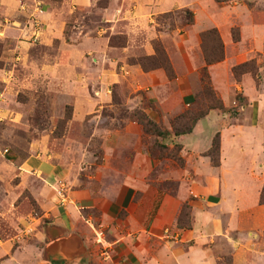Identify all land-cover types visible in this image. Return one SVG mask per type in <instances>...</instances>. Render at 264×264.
Returning <instances> with one entry per match:
<instances>
[{
	"label": "crops",
	"instance_id": "crops-1",
	"mask_svg": "<svg viewBox=\"0 0 264 264\" xmlns=\"http://www.w3.org/2000/svg\"><path fill=\"white\" fill-rule=\"evenodd\" d=\"M25 2L0 0V41L9 37L14 45L27 44L19 38L29 29L17 27L14 20V15L24 12ZM65 2L69 11L74 8L73 3L89 5L88 0ZM43 4L40 39L45 44L55 38L62 41L63 22L61 25L54 20L56 9L51 4ZM146 8L140 6L141 14L156 13V8ZM200 27L197 24L192 27L196 39L203 29ZM254 27L253 23L242 27L238 40L232 41L226 34L224 58L208 65L211 83L226 108L236 102L235 94L241 95L237 116L211 109L197 120L191 132L165 140L158 138L168 148L174 142L180 144L178 156L183 160L182 165H175L167 154L150 155L142 126L134 120L121 122L120 119H116L117 128L108 129L103 135L102 162L95 173L86 172L82 177L73 170V165L52 164L49 156L41 154H31L20 162L17 168L37 180L38 186H32L30 191L40 208V216L34 220L43 226L36 232L35 242L23 248H12L10 240L0 241V264H214L213 248L220 239L228 243L235 260L239 250H243L232 236L242 229L240 216L264 209L258 202L264 182V75L256 85L248 72L240 74L239 80L232 72L234 65L250 58L245 46L248 35L255 37ZM67 48L70 55L74 52L84 56L88 48L94 51L91 83L96 85L98 97L86 101L89 105L110 102L109 84L126 81L136 88L133 87V92L146 89V97L155 107L136 106L157 122L162 119L165 124L167 115L181 112L192 102L191 79L180 70L176 69L177 77L170 82L160 71L144 72L135 64H118L120 57L113 55L116 47L108 45V38L100 32L90 43L84 39ZM185 53L189 55V52H183L186 59ZM189 59L186 67L191 73L205 64L201 55L194 61L189 55ZM172 62L175 65L174 59ZM80 64H83L81 59ZM9 67L6 62L0 66L3 87L15 80L9 76ZM42 71L39 67V74ZM139 76H144L145 81H138ZM162 84L169 87L158 89ZM82 110L75 108V113L79 116ZM216 133L219 163L212 165L205 152ZM4 157L0 154V161ZM64 179L69 188L61 204L56 188L65 183ZM184 203L190 206V228L177 224ZM93 228L103 230L109 245L107 256L95 242Z\"/></svg>",
	"mask_w": 264,
	"mask_h": 264
},
{
	"label": "rangeland",
	"instance_id": "rangeland-1",
	"mask_svg": "<svg viewBox=\"0 0 264 264\" xmlns=\"http://www.w3.org/2000/svg\"><path fill=\"white\" fill-rule=\"evenodd\" d=\"M25 1L22 3L24 12L14 15V20L18 22L17 27L29 29L19 38L27 44L14 45L9 37L0 41V66L5 62L9 64V76L15 78L6 87L0 84V154L5 156V160L0 161V241L10 240L12 248L33 244L36 232L43 226L34 220L40 216V208L30 191L32 186H38L37 180L29 172L17 168L20 162L31 154H41L49 156L52 164L73 165V170L82 177L86 172L95 173L97 165L102 162L105 132L117 128L118 119L121 122L134 119L132 111L141 109L136 105L155 107L146 97L145 88L133 92L134 86L128 85L127 81L109 84L110 102L89 105L86 101L98 97L96 85L91 83L93 72L90 66L94 63V51L88 48L84 56L74 52L70 55L67 47L82 43L84 39L90 43L100 32L108 38V45L110 37L113 38L114 44L110 46L116 47L113 55L120 57L118 64H135L142 70L137 59L144 58L143 63L149 66L154 59L145 58L157 57L158 52L154 48L162 47L174 76L168 77L161 67L143 71H160L166 80L172 82L177 77L176 69L180 70L181 74L191 79L195 95L202 88L201 68L206 64L198 67L197 72H188L186 64L190 62L189 55L193 61L198 55L204 58L202 47L209 52L216 43L212 32L205 34L203 41L200 34L215 29L224 46L223 37L226 34L232 41L238 39L241 28L253 23L255 37L248 35L245 49L250 56L248 60L255 61L258 84L264 75V0H88L89 5L84 7L71 4L74 8L70 11L66 0ZM45 2L56 9L54 20L60 21L61 25L63 22L62 41L55 38L45 44L40 39ZM140 6L145 10L148 9L146 7L156 8V13L151 16L150 13L141 14ZM189 12L192 13V22ZM194 24L203 28L198 32L197 39L193 34ZM186 32L189 33L185 36ZM122 41H125L124 46L120 44ZM128 46H131L129 50L123 51L122 48ZM186 51L189 55L185 53V59L183 52ZM66 58L72 59V62H64ZM80 59L83 64H80ZM56 63L59 64L55 67ZM37 67L43 69L40 74ZM138 81H145L144 76H139ZM210 84L213 87L211 79ZM168 87L162 84L158 89ZM235 99L236 102L227 111L236 117L242 99L238 100L236 94ZM127 106L135 108L128 109ZM194 107L193 97L181 112L167 115L165 124L162 119L158 123L166 129L170 126L168 130L172 131L174 118ZM75 108L78 111L83 109L82 114L78 116ZM153 138V135H144L148 148L154 144ZM174 144L176 142L170 147ZM168 149L159 151L155 148V152L168 156L176 153L174 149ZM175 165L178 163L175 162ZM66 180L63 182L68 186ZM258 199L259 204L264 205V182ZM240 223L242 229L232 236L240 242L243 250H239L234 260L228 243L220 239L213 248L214 264H264V209L240 216Z\"/></svg>",
	"mask_w": 264,
	"mask_h": 264
},
{
	"label": "trees",
	"instance_id": "trees-1",
	"mask_svg": "<svg viewBox=\"0 0 264 264\" xmlns=\"http://www.w3.org/2000/svg\"><path fill=\"white\" fill-rule=\"evenodd\" d=\"M188 12V11H187ZM169 15V14H166ZM190 15V22H192V13L189 12ZM213 33L215 37V44H213L210 47V51L208 52L205 48L202 47V52L204 56L205 64L201 68V81H202V88L199 92H197L194 95V104L195 107L193 110L187 109L183 113L176 116L172 122V131H169L168 129L162 127L158 122L151 119L147 113L141 109H134L132 111V114L134 116V121L139 123L142 126V129L145 134L153 135V145L148 148V151L150 155L152 156H162L164 154L162 153H156L155 148H159V151L162 150H169L168 146L161 143L158 138L161 140L168 139V137L171 136H179L182 134H186L191 132L194 124L197 122L198 119L205 116L211 109H218L222 112H226L227 108L224 106L221 98L216 94L215 90L210 84V77L207 70V65L213 64L216 62L221 61L224 58V46L221 41L220 36L217 34L215 29H211L206 32H202L201 39L203 41V37L205 34ZM112 37L109 39V44L113 45ZM234 40H238L235 38ZM121 46H124L125 41H122ZM119 44V45H120ZM155 51L158 52V56L155 57H148L145 59H154L153 63H151L149 66H146L145 63H143L144 58H138L137 62L142 66L143 70L153 69V68H163L168 77H173L174 72L172 71L171 64L169 62V59L167 58L165 51L162 49V47L156 46ZM232 72L234 77L238 80V77L243 72H250L252 73L256 84L259 82V76L257 72V68L255 65V61L253 59L247 60L245 62H242L240 64L234 65L232 67ZM236 98L238 100H241V96L239 94H236ZM183 119V120H182ZM175 150V154H171L170 157L178 163V165L183 164V160L181 157L177 155V152L180 149V144L176 143L172 147V150ZM206 155L210 156L211 163L213 165L218 164V155H219V135L218 133L215 134V136L212 139L211 147L205 152ZM177 224L180 227L184 228H190V206L187 203H184L181 211L177 218Z\"/></svg>",
	"mask_w": 264,
	"mask_h": 264
},
{
	"label": "built area",
	"instance_id": "built-area-1",
	"mask_svg": "<svg viewBox=\"0 0 264 264\" xmlns=\"http://www.w3.org/2000/svg\"><path fill=\"white\" fill-rule=\"evenodd\" d=\"M67 186L65 183H60L59 186L56 188V193L58 195V198L60 199V203L64 204L67 196H66V190ZM94 231V236H95V242L100 246V249L102 253L107 256L108 251H109V245L107 244L103 230L100 228H93ZM166 233L168 232L167 230L165 231Z\"/></svg>",
	"mask_w": 264,
	"mask_h": 264
}]
</instances>
